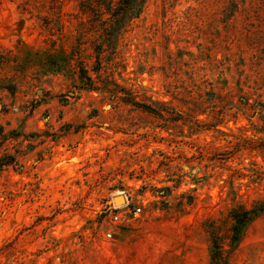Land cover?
<instances>
[{"label":"rangeland","instance_id":"obj_1","mask_svg":"<svg viewBox=\"0 0 264 264\" xmlns=\"http://www.w3.org/2000/svg\"><path fill=\"white\" fill-rule=\"evenodd\" d=\"M107 17L0 0V264H264V0Z\"/></svg>","mask_w":264,"mask_h":264},{"label":"trees","instance_id":"obj_2","mask_svg":"<svg viewBox=\"0 0 264 264\" xmlns=\"http://www.w3.org/2000/svg\"><path fill=\"white\" fill-rule=\"evenodd\" d=\"M97 7H93L90 0H80L81 6L95 13L97 18L107 14L108 17L102 21L103 25L109 23V27H104L107 40L111 42L113 34L120 31L124 26L125 20L136 17L141 13L144 0H96ZM111 43H109L110 45ZM4 163L0 162V166ZM264 214V202L255 204L251 208H233L230 212L232 224L228 239V251L231 252L239 244L248 225L257 217ZM222 247L213 238L211 249V264H227L226 258L223 255Z\"/></svg>","mask_w":264,"mask_h":264},{"label":"built area","instance_id":"obj_3","mask_svg":"<svg viewBox=\"0 0 264 264\" xmlns=\"http://www.w3.org/2000/svg\"><path fill=\"white\" fill-rule=\"evenodd\" d=\"M123 207L124 208H127V210L126 211H123L122 213H119V209H118L119 207L118 208H114L113 210L110 211L109 215L111 216V218H110L111 222H114L115 223V222H117V221L120 220L121 215H124V214H127V213H130L131 212L130 209L128 208V205H125ZM139 211H140V209H136L134 211V214H136ZM107 237H111V234L108 233L107 234Z\"/></svg>","mask_w":264,"mask_h":264},{"label":"bare ground","instance_id":"obj_4","mask_svg":"<svg viewBox=\"0 0 264 264\" xmlns=\"http://www.w3.org/2000/svg\"><path fill=\"white\" fill-rule=\"evenodd\" d=\"M119 201L123 202V206L126 205V201L124 200V198L120 197Z\"/></svg>","mask_w":264,"mask_h":264}]
</instances>
